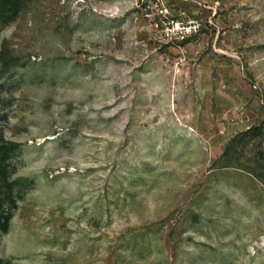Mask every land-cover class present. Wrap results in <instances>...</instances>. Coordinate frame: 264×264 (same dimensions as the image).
<instances>
[{
	"label": "rangeland",
	"instance_id": "rangeland-1",
	"mask_svg": "<svg viewBox=\"0 0 264 264\" xmlns=\"http://www.w3.org/2000/svg\"><path fill=\"white\" fill-rule=\"evenodd\" d=\"M13 1L0 263L264 264V0Z\"/></svg>",
	"mask_w": 264,
	"mask_h": 264
},
{
	"label": "trees",
	"instance_id": "trees-1",
	"mask_svg": "<svg viewBox=\"0 0 264 264\" xmlns=\"http://www.w3.org/2000/svg\"><path fill=\"white\" fill-rule=\"evenodd\" d=\"M12 11L13 12L17 11L16 2H14L13 0L12 1L0 0V17L2 19L5 18V20H6L7 16L9 14H11ZM4 157H6V148H2L0 150V158H1L0 159V183L3 182L2 191L4 192L3 193L4 196H7V194L10 195V193H11V198H10L11 202H10V204L12 203L14 205V203H15V200H14L15 195L12 192L11 186H8V184L10 183L9 182V178H10L9 175L10 174L8 173V170H7L8 169V165H6L4 163ZM2 195L0 196V201L3 198ZM0 210H1L0 223L4 227H6L7 224H8V221H9V217H11L13 214H12L11 210H7V209L5 210L4 208H0ZM2 264H7V263L3 262Z\"/></svg>",
	"mask_w": 264,
	"mask_h": 264
},
{
	"label": "built area",
	"instance_id": "built-area-1",
	"mask_svg": "<svg viewBox=\"0 0 264 264\" xmlns=\"http://www.w3.org/2000/svg\"><path fill=\"white\" fill-rule=\"evenodd\" d=\"M202 25L200 18L191 17L185 20H170L165 24L164 29L167 35L183 39L201 30Z\"/></svg>",
	"mask_w": 264,
	"mask_h": 264
}]
</instances>
